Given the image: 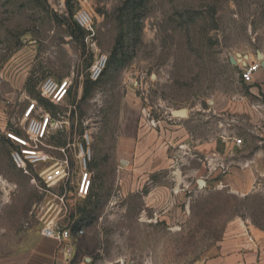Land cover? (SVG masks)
Wrapping results in <instances>:
<instances>
[{"label": "rangeland", "instance_id": "1", "mask_svg": "<svg viewBox=\"0 0 264 264\" xmlns=\"http://www.w3.org/2000/svg\"><path fill=\"white\" fill-rule=\"evenodd\" d=\"M142 4L0 0V250L56 217L61 226L77 224L83 231L72 240L73 263L203 264L233 224L264 228V194L257 187L247 194L231 191L224 181L228 161L194 147L204 136L240 138L244 125L227 115L229 105L248 101L264 110V67L245 84L238 66L264 62V0ZM79 8L93 17L90 32L76 30ZM99 53L113 61L91 81ZM48 77L71 81L66 103L53 104L51 113L38 100L45 99L39 86ZM87 79L96 84L81 100ZM30 103L32 117L48 114L52 126L39 146L44 161L19 168L11 160L19 146L8 134L25 135L23 113ZM134 109L158 149L157 170L140 180V190L132 161L116 157L119 120ZM249 151L238 156L247 162ZM59 161L67 163V174L47 187L41 174ZM86 172L90 188L80 196ZM147 183L155 204L148 203Z\"/></svg>", "mask_w": 264, "mask_h": 264}, {"label": "crops", "instance_id": "2", "mask_svg": "<svg viewBox=\"0 0 264 264\" xmlns=\"http://www.w3.org/2000/svg\"><path fill=\"white\" fill-rule=\"evenodd\" d=\"M259 72L260 70L254 75V81ZM66 79L71 84L68 77L61 80ZM80 95L81 88L78 92L79 97ZM67 97L62 103H66ZM134 111L133 115L122 114L119 120L116 157L123 162L132 161L133 176L135 180H139L136 186L140 190L145 184L141 183V179H147V176L157 170L158 162L153 157L158 149L155 134L145 132L139 119V110ZM225 111L230 118L239 117L244 125L241 129L242 135L240 134L242 147L237 148L233 140L224 137L219 139L217 136L199 137L194 147L202 155L216 153L228 161L229 170L224 181L231 191L247 194L252 190L256 191L257 187L264 194V148L258 147L259 139H264V110L259 112L251 108L248 101H242L229 105ZM245 150H250L249 154L254 152L247 162L238 156ZM154 200L155 189L150 185L148 203L155 204ZM21 238L22 241L18 245L0 250V264H77L70 259L60 258L54 241L43 238L35 229L22 231ZM203 264H264V228H256L248 222L233 224L216 254Z\"/></svg>", "mask_w": 264, "mask_h": 264}, {"label": "built area", "instance_id": "3", "mask_svg": "<svg viewBox=\"0 0 264 264\" xmlns=\"http://www.w3.org/2000/svg\"><path fill=\"white\" fill-rule=\"evenodd\" d=\"M74 23L82 30L90 32L93 26V17L90 12L84 8H79L73 15ZM108 65V56L105 53H99L91 66L89 78L91 81H97L105 71ZM240 79L245 84L254 82V75L262 68L260 62H243L239 63ZM70 83L67 80L56 81L51 77L44 79L39 86V93L41 97L47 99L50 103L58 105L61 104L68 95ZM35 104L30 103L23 113V118L26 120L25 135L17 136L15 134H8V137L19 146L11 152L12 162L19 168H25L26 163L37 164L44 161L45 156L39 149L42 141L45 139L48 127L52 126L51 118L48 114L40 119L32 117V110ZM55 125H58L55 123ZM88 141V136L84 137ZM237 148L242 147L243 142L240 138H232ZM81 157L85 163V156L87 151L80 146ZM222 173L225 175L226 169L224 166ZM67 174V163L64 161L56 162V164L41 174V179L47 187H52L60 183ZM90 188L89 173H85L78 186V195L86 196ZM39 234L46 239L54 241L56 244L57 255L63 260H68L73 255V237L70 227L61 226L56 217L48 218L43 225H41ZM75 234H83L82 230H78Z\"/></svg>", "mask_w": 264, "mask_h": 264}, {"label": "trees", "instance_id": "4", "mask_svg": "<svg viewBox=\"0 0 264 264\" xmlns=\"http://www.w3.org/2000/svg\"><path fill=\"white\" fill-rule=\"evenodd\" d=\"M128 3H131L133 4L134 6L136 5L137 7H141V5H143L142 3L146 0H127ZM70 2V0H68V3ZM135 8V7H134ZM74 22V21H73ZM75 27L77 28L76 30L80 33H82V30L74 23ZM117 55V54H116ZM113 59L108 63V67L109 65H111ZM96 83L94 82H90L88 79L86 80V83H85V87H84V94L81 98V100H84L86 98V96L89 94V91L91 90V87L94 86ZM31 85L28 83V91L29 89L31 88L30 87ZM38 100L42 103H44L45 105V109L47 110V112L49 113L50 112V109L51 108H55V106L51 103H49L47 100L45 99H42V98H39L38 97ZM51 113V112H50ZM17 134V133H16ZM53 139V138H52ZM60 145H63V144H60ZM91 198V194L89 193L88 196H87V200H89ZM71 232L72 234L74 235L79 229H78V226L77 224L75 225H72L71 227Z\"/></svg>", "mask_w": 264, "mask_h": 264}, {"label": "water", "instance_id": "5", "mask_svg": "<svg viewBox=\"0 0 264 264\" xmlns=\"http://www.w3.org/2000/svg\"><path fill=\"white\" fill-rule=\"evenodd\" d=\"M259 58H262V55H259ZM261 66L264 67V62H261ZM180 113H184L183 111H180ZM205 185V182L203 180L199 181V186L203 187Z\"/></svg>", "mask_w": 264, "mask_h": 264}]
</instances>
